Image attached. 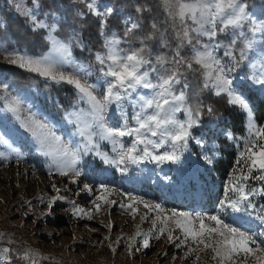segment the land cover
<instances>
[{
  "label": "snow or ice",
  "instance_id": "snow-or-ice-1",
  "mask_svg": "<svg viewBox=\"0 0 264 264\" xmlns=\"http://www.w3.org/2000/svg\"><path fill=\"white\" fill-rule=\"evenodd\" d=\"M9 2L18 14L31 22L33 30L43 29L48 32L46 39L51 46L48 53L40 56L16 50L0 54L5 55L11 65L42 78L46 86H71L76 95V103L64 113L65 121L73 126L72 138L66 141L57 134L55 125L32 112L31 106L25 107L20 96L12 95L7 84L0 86L3 89L0 113L10 115L14 124L13 128L6 129L0 123V146L8 149L7 153L0 152V161L6 162L13 156L17 160L22 159L11 140L14 133L22 132L35 146L36 152L49 162L47 167L50 177L53 174L71 177V182L77 183L82 175L78 164L89 154L98 158L108 169H115L121 177L129 179L138 178L132 176L131 166L139 167L148 161L157 168L162 165L175 166V171L181 174L169 175L160 168L155 173L154 182L169 191L174 190L176 195L195 197L198 195L193 188L196 177L184 170L182 157L189 151V142L194 141L203 150L200 160L210 165L213 163L212 155L209 154L212 148L205 141L193 137L192 129L200 124L201 108L197 106L193 109L189 106L185 92H177V85L182 83L181 78L186 72L199 71L205 88L212 89L216 96H226L228 106L236 108L245 116L248 135L243 138L244 148L237 158L239 168L230 174L224 186V196L213 214L165 209L161 203L150 204L141 197L130 196L131 201L155 210L156 217H141L142 221L152 219V228L142 232L138 226L128 244L129 254L137 243V237L142 238L138 241L139 247L135 249L140 251L151 247L150 239L159 240L167 234L169 243L179 240L177 248L189 245L188 253L194 254L196 260H200L201 252L210 250L211 259L216 264H248L249 259L254 264H264V207L258 210L252 199L255 196L264 197V186L250 187L247 183L250 179L264 182V143H260L264 141V126L256 123L249 98L242 90L234 87L237 77L233 75L242 66L247 67L249 74L240 79L250 81L264 91V0H260L258 5L259 14L254 10L257 5H252L250 10L248 0H160L165 23L172 30L176 47L172 49L171 58L158 55L155 63L150 58L149 42L159 38L161 47H170L168 36L160 31L155 22L151 23L150 31L137 37L139 47L122 48L121 44L126 43L142 27L140 21L129 17L123 38L115 32L107 35L105 30L108 19L115 9L109 5L101 6L99 0H77L85 4L87 14L99 19L103 43L102 50L94 54V64L98 66L95 70L100 74L98 81H102L99 86L89 81L93 65L73 62L70 45L53 35L57 26L38 19V4L28 8L25 0ZM146 11H149L146 5L135 6L137 14ZM77 14L81 17L86 15L83 11ZM221 35L224 40L219 39ZM203 38L207 39L206 43ZM221 48L224 49L223 57L217 54ZM184 49H190L191 54L183 55ZM253 52L256 55L250 58ZM184 86L187 87L186 82ZM141 90L147 91L145 93ZM126 102L133 107L131 120L124 110ZM81 104L84 107H80ZM113 105L123 120L117 128L110 127L106 119ZM181 111L185 114L184 120L177 119L176 114ZM213 111L209 107V114ZM7 118L5 116V120ZM216 119L222 121L223 114ZM223 134L230 140L240 139L231 130H225ZM125 137L130 138V143H125ZM102 141L112 145L111 154L101 151ZM52 187L59 193L60 189L54 183ZM81 191L92 195L93 186L85 183ZM96 191L108 194L120 190L100 183ZM104 199V196L97 195L93 200L97 213L101 210L97 201ZM58 200H66L74 216L83 213L91 219V211H85L76 201L59 195L48 199L49 211L45 215L52 214L51 209ZM105 202L109 207L117 203L112 200ZM119 206L136 212L132 204L120 203ZM252 221L262 226L260 232L251 229ZM176 229L182 233V239L173 235ZM257 236L262 240L258 241ZM4 237L5 234L0 233V241ZM7 243L12 244L13 241L9 239ZM109 247L112 248V245ZM112 250L116 251L115 248ZM2 251L8 255L14 250L3 248ZM241 254L243 259L238 260ZM19 259L24 264H41L42 261L50 260L30 248L19 250ZM52 264L58 262L52 261Z\"/></svg>",
  "mask_w": 264,
  "mask_h": 264
},
{
  "label": "rangeland",
  "instance_id": "rangeland-1",
  "mask_svg": "<svg viewBox=\"0 0 264 264\" xmlns=\"http://www.w3.org/2000/svg\"><path fill=\"white\" fill-rule=\"evenodd\" d=\"M99 2L101 6L109 5L115 9L114 4L110 1L99 0ZM25 3L28 8H34L38 4V19L45 21L49 25L55 24L57 26V23L53 21L56 19L55 15L42 11L37 0H35V3L34 0L30 2L25 0ZM248 3L250 10H252V5H257L254 10L259 14L260 8L258 5L260 0H253ZM4 6H12V12L21 16L16 12L15 7L9 0L0 2V9H3ZM120 13L123 14V11L120 10ZM129 17V15L123 14L121 19L123 26H125ZM56 30L57 27L53 32L54 36ZM43 31L42 39L46 49L32 56H40L49 52L51 45L46 39L48 32L46 30ZM219 39L224 40V36L221 35ZM19 41L16 42L12 37H9L5 31L4 21H0V52L14 50L27 52L25 43L20 45L18 44ZM63 42L70 45L73 62L93 65L94 70L89 76V81L99 86L102 81H98L100 74L98 70H95L98 66L94 64V54L97 51H101L102 47L92 53L93 60H91L89 54L83 52V44L78 42L74 36ZM71 42L77 44L80 55L73 52ZM203 42L206 43L207 39L203 38ZM121 47L128 48L131 46L128 43H122ZM217 54L223 57L224 49H219ZM255 55V52L250 53V58ZM225 62H227V58H225ZM0 63L11 65L3 54H0ZM65 70L68 71L70 69ZM248 74L247 67L242 66L238 69L233 74L237 77L234 87L244 92L250 100L252 109H254L251 98L263 97L264 91L258 85H252L250 81L240 79ZM4 75L0 72V86L7 84L9 86L8 91L12 95L20 96L25 102V107L31 106L30 110L32 112H36L41 119L46 118L55 125L57 134L61 135L66 141L72 138L73 126L69 125L64 119L65 111L71 110L76 103V95L71 86H46V81L42 78H40L42 84L38 85L34 82L20 83ZM189 76L193 78L191 75ZM181 79L182 83L177 85V92L183 90L187 97L188 105L192 108L196 107L189 104V101L196 97L190 99V95H196L195 90L190 91L188 85L187 87L184 86V82H186L184 77ZM200 81L203 85L202 75ZM203 88L205 87L203 86ZM205 89L210 91L215 97H219L214 94L212 89ZM141 91L146 93L147 90ZM2 94L3 89L0 87V95ZM80 107H84V105L81 104ZM124 110L129 120H131L133 115L131 103L126 102ZM5 116H8L7 120H5ZM176 116L179 120L185 119V114L182 111L178 112ZM106 119L108 125L113 128L120 127L123 123L122 115L115 105L111 106ZM255 121L258 125L264 126V121L261 124L257 122L256 118ZM0 123L6 129L14 127L10 115L5 113H0ZM215 124L214 121L210 124L211 129H204L202 117L200 116V124L192 129L193 137L205 141L212 148V153L209 154L212 155L213 160L218 158V144L214 140L215 137L212 136L225 137L224 131L230 130ZM242 129L243 134H234L232 132L236 137L240 138L239 140H230L225 137L228 142V149H233L236 152L230 174L233 173L234 169L239 168L237 158L244 148L243 138L248 135L245 116ZM11 140L18 149L22 159L17 160L13 156L6 162L0 161V233L5 234L4 240L0 241V264H15L10 259L9 254L5 255L2 251L3 248L13 249V254L16 257L19 254V250L23 248L36 250L41 256L50 258V260L42 261L41 264H52V261H56L58 264H216V261L211 259L212 253L210 250L201 252L200 260H196L194 254L188 253L189 245L177 248L176 244L179 243V240L169 243L167 234L162 235L159 240L150 239L151 247L140 251L135 250L136 247H139L138 241L142 239L137 237V243L133 246L131 255L128 250L130 238L138 230V226L140 231L146 232L152 228V219L156 217L155 210L145 208L143 204L131 201L129 199L130 196L141 197L150 204L161 203L165 209L202 214L215 213L216 206L224 196V186L229 180L230 174L221 183L212 178V164H204L200 160V153L203 150L197 147L194 141L189 142V151L182 157V162L184 170L189 175L196 177L193 188L198 195L195 197L192 195H176L174 190L169 191L159 183L154 182L155 173L160 171V168L163 169V173L169 175L181 174L175 171V166L162 165L157 168L154 163L148 161L143 162L139 167L131 166L132 176L138 178L129 179L121 177L115 169H108L98 158H94L89 154L84 156L78 164L82 175L78 178L77 183H72L71 177H61L56 174L50 177L47 167L49 162L36 152L35 146L22 132L14 133L11 136ZM124 141L128 144L130 143V138L125 137ZM260 143H264V141H260ZM100 149L111 154L112 145L102 141L100 142ZM7 151L8 149L5 146H0V152L7 153ZM240 163L243 164V160ZM53 183L60 189L59 193L53 189ZM85 183L93 186L92 195L81 191ZM100 183H106L120 191L108 194L96 191ZM247 183L250 187L259 188L264 186V182L252 179ZM57 195L64 196L67 200H74L85 211H91V219L83 215V213L74 216L70 210L71 205L66 200L56 201L51 209L52 214L45 215L49 211L48 199ZM97 195L105 197L104 200L97 201L101 205V210L98 213L92 203ZM41 199H43V203H41ZM252 199L258 210L264 207V197L255 196ZM107 200L117 201V203L109 207L105 202ZM120 203L125 205L132 204L136 212L133 213L131 208H120ZM167 214L170 215V213ZM146 215L152 219L142 221L141 217ZM206 223L211 224L210 221H206ZM109 224H111V229ZM250 227L257 233L262 230V226L255 221L250 223ZM173 235L183 238L179 229H176ZM105 237H108V239H105ZM9 239L13 241L12 244L7 243ZM257 240L261 241L262 238L257 236ZM110 244L112 248L116 249L115 252L109 247ZM237 259L242 260L243 254ZM248 264H254V261L249 259Z\"/></svg>",
  "mask_w": 264,
  "mask_h": 264
},
{
  "label": "trees",
  "instance_id": "trees-1",
  "mask_svg": "<svg viewBox=\"0 0 264 264\" xmlns=\"http://www.w3.org/2000/svg\"><path fill=\"white\" fill-rule=\"evenodd\" d=\"M6 0H0V2ZM31 0H28L30 2ZM40 4L41 10L48 12L49 14L55 15V23H57V30L55 36L61 41H65L70 37L74 38L83 44V52L89 54L90 59L93 60L92 53L101 49L103 43V37L100 35L99 19L87 14V9L84 4L77 2V0H37ZM114 4V14L108 19V26L105 30L107 35H111L115 32L117 35L123 38L124 28L122 25L123 14L129 15L133 20H139L142 27L136 30L132 37L126 42L131 47H139L140 41L137 37L142 36L145 32L150 31V25L155 22L161 32H165L168 36V43L170 47H161L159 38L149 42L151 50V60L155 63L158 55H164L168 58L172 57V49L176 47V41L172 39V30L168 24L165 23L166 17L163 12L160 0H107ZM253 1V0H248ZM32 6L30 3H28ZM146 5L149 11L142 14L135 12L136 5ZM123 11V14L120 13ZM83 11L86 13L85 16L81 17L77 13ZM0 21H4L5 31L12 37L18 44L22 45L25 43L26 51L30 55L41 53L46 49V45L43 41L44 31L33 30V25L24 16L15 15L12 12V6L3 7L0 9ZM78 38H77V37ZM17 44V46H18ZM20 48V46H18ZM71 47L74 53L79 54V48L77 44L71 42ZM182 54L185 56L190 55V49L182 50ZM0 72L5 74L4 76L11 78L13 81L20 83L34 82L35 84H42V80L39 76L33 73H29L17 66L7 65L0 63ZM10 75V76H9ZM191 75L193 78H191ZM184 80L190 87V91L195 90L196 95H190L189 104L199 106L202 112V121L204 129H211V123L215 121L216 126H223L231 130L234 134H243V123L244 115L239 113L236 108L229 107L225 96L215 97L210 91L203 88L200 81L201 73L197 72H186ZM186 77V78H185ZM254 104V115L259 124L264 121V96L259 98H251ZM196 107H193L195 109ZM211 107L214 109L212 114H209L208 109ZM223 114L224 119L222 121L217 120L216 117ZM213 132V131H212ZM215 137V141L218 144V158L213 160L211 166L212 178L217 181L224 182L233 167L235 161L236 152L232 149H228V142L223 136H212ZM216 201V200H215ZM10 259L15 264H24L12 253L9 254Z\"/></svg>",
  "mask_w": 264,
  "mask_h": 264
}]
</instances>
